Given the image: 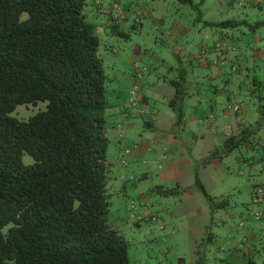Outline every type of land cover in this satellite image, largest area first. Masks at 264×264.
Returning <instances> with one entry per match:
<instances>
[{
  "label": "rangeland",
  "instance_id": "374dc122",
  "mask_svg": "<svg viewBox=\"0 0 264 264\" xmlns=\"http://www.w3.org/2000/svg\"><path fill=\"white\" fill-rule=\"evenodd\" d=\"M98 1L84 14L106 76L109 221L130 263L264 264V26L255 27L264 0ZM228 20L241 25L218 26ZM171 81L185 87L176 109ZM245 130L248 141L229 152L226 140ZM197 173L225 209L209 204Z\"/></svg>",
  "mask_w": 264,
  "mask_h": 264
},
{
  "label": "trees",
  "instance_id": "16d2710c",
  "mask_svg": "<svg viewBox=\"0 0 264 264\" xmlns=\"http://www.w3.org/2000/svg\"><path fill=\"white\" fill-rule=\"evenodd\" d=\"M86 5L0 0V264H131L129 244L109 221L106 76ZM240 25L228 20L218 26ZM170 84L176 95L169 105L176 109L185 87ZM40 102L46 110L28 120L14 115L19 106ZM260 115L264 122V104ZM250 133L229 137V152ZM25 154L33 164H24ZM196 184L215 209L227 207L215 203L198 173Z\"/></svg>",
  "mask_w": 264,
  "mask_h": 264
},
{
  "label": "clouds",
  "instance_id": "9594fccd",
  "mask_svg": "<svg viewBox=\"0 0 264 264\" xmlns=\"http://www.w3.org/2000/svg\"><path fill=\"white\" fill-rule=\"evenodd\" d=\"M236 108H237V107H236ZM239 109H240V108L238 107V110H235V109H234V111H235V112H238V111H239Z\"/></svg>",
  "mask_w": 264,
  "mask_h": 264
},
{
  "label": "crops",
  "instance_id": "0c3cea01",
  "mask_svg": "<svg viewBox=\"0 0 264 264\" xmlns=\"http://www.w3.org/2000/svg\"><path fill=\"white\" fill-rule=\"evenodd\" d=\"M145 100H146V99L144 98V102H145ZM248 238H253V236H251V237H250V236H248Z\"/></svg>",
  "mask_w": 264,
  "mask_h": 264
},
{
  "label": "built area",
  "instance_id": "2783aa9c",
  "mask_svg": "<svg viewBox=\"0 0 264 264\" xmlns=\"http://www.w3.org/2000/svg\"><path fill=\"white\" fill-rule=\"evenodd\" d=\"M235 110H238V107H237V108H235Z\"/></svg>",
  "mask_w": 264,
  "mask_h": 264
}]
</instances>
